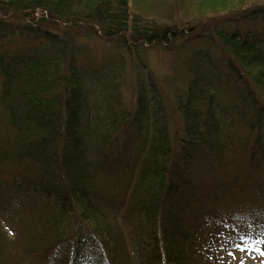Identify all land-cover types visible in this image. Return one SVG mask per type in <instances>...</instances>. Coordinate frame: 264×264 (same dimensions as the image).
<instances>
[{"label": "rangeland", "instance_id": "374dc122", "mask_svg": "<svg viewBox=\"0 0 264 264\" xmlns=\"http://www.w3.org/2000/svg\"><path fill=\"white\" fill-rule=\"evenodd\" d=\"M153 1L137 0L130 8L166 23L161 9H176V4ZM187 10L190 18L176 12L168 24L185 28L191 38L176 41L169 50L132 34L105 40L88 36V30L38 21L40 14L38 22L29 24L0 13V54L7 53L3 65L11 74L5 86L0 78V110L7 117L0 115V139L10 127L15 137L3 158L24 162L36 155L40 166L28 173L22 169L24 162L0 180V230L13 236L22 254L42 251L48 257L43 264H70L72 259L74 264H160L151 247L152 229L156 232L162 222L170 234L167 264H264V232L257 226L248 236L237 235L234 223L220 213L225 191L248 189V202L238 207L229 198L224 209L233 208L228 211L245 219L250 206L255 218H264V107L258 111L264 106V73L257 69L258 104L247 97L237 67L228 65L232 48L222 34L224 28L243 31L246 24L250 28L245 30L264 33V9L198 28L191 18L198 9ZM46 32L55 35V43ZM38 67L40 73H33ZM64 75H70L66 86L56 87L53 78ZM177 106L184 111L176 112ZM128 118L136 139L122 144L131 173L127 191L88 187L112 137ZM181 124L204 142L224 145L227 154L220 157L224 168L215 170L212 164L198 172L191 186L174 184L167 194L172 132ZM73 131L79 153L85 152L76 164L68 161L73 150L64 155L71 142L66 137ZM257 133L260 159L249 162L258 170L239 188L240 169H250L241 166V150ZM229 156L240 169L225 161ZM114 177L107 172L101 181L109 183ZM141 196L156 207L153 219L138 207ZM248 222H243L244 230L250 231Z\"/></svg>", "mask_w": 264, "mask_h": 264}, {"label": "trees", "instance_id": "16d2710c", "mask_svg": "<svg viewBox=\"0 0 264 264\" xmlns=\"http://www.w3.org/2000/svg\"><path fill=\"white\" fill-rule=\"evenodd\" d=\"M136 1L137 0H0V13L7 16H18L29 24L38 21H52L54 24H63L66 27H70L74 31H80V29L88 30V36L105 40H114L117 37H124L132 34L141 38L144 43L149 45L156 44L169 50L174 47L176 41L187 37L191 38L190 33L187 32L185 28L182 30L168 24L170 21L169 19H173L176 12H179V15L184 14V16L189 17L191 15L188 14L189 11L187 9H198L197 14L192 15L193 17H191L193 18V24L198 28L218 18H220V20L224 18L228 20L234 15L242 17L247 13H256L257 11L260 12L264 9V0H166L168 3L176 4L177 8L168 10V8L163 7L161 12H165L163 18L166 23L161 24L155 19L157 17L155 15L145 14L146 16H143L139 13L136 14L135 10L130 8L131 4L136 3ZM155 2L157 3L158 1L154 0L153 3L156 4ZM37 13L41 14L38 21H36ZM203 16L206 18L201 19ZM144 17H151L153 19L151 21L155 22H150L148 20L150 18ZM222 34L224 35V41L229 43L232 48V51L228 56V65H235L237 67V77L243 82L248 90L247 97L259 104L260 98L257 91L258 85L256 81L260 73H264V33L255 40L248 38V34L247 36L242 37L239 32L234 30H229L228 32L222 31ZM45 35L52 42H56L55 35L50 32H46ZM201 37H203V35L196 36V38ZM53 47H57L56 44ZM262 49L263 53L260 56L259 53ZM6 54L5 52L0 54V78L4 79V84H6L11 77V74L5 70V66L3 65V62H6L5 59H8ZM257 69H261L260 73ZM36 72L40 73L39 67L33 70V73ZM246 74H252L254 78H249ZM69 78L70 75H64L61 76V79H53L57 82L55 84L57 85L56 87H61V83H64L62 85L64 87ZM51 88L52 86L48 87V89ZM263 107V105L259 106L258 111L261 112ZM179 108L184 111L183 107L178 106L175 107L174 110L178 112ZM4 112L5 109L1 108L0 115L4 114V119H7L5 116L6 112ZM74 118L73 113L71 114L72 121H74ZM185 130V127H182L181 124V126H177L172 132L170 161L165 170L167 176V194L171 193V188L174 184L183 188L191 186L192 181L199 178L198 172L209 169L212 164H214V168L219 170L221 166L220 157H225L227 154L224 145H217L213 141H206V143L191 135L188 129ZM12 132L13 129L10 127L2 139H0V155L6 148H10L13 145L12 142L14 139L12 137ZM73 133L74 131L67 137V139L73 142L72 145L71 142H68L71 145L69 149L73 150V159H69L68 157L70 164H76L84 154L83 150L79 153L78 148L75 147L74 144L77 141L75 140ZM124 136L129 138L132 137L133 142L135 141L134 129L130 123H125L122 126L110 146V149H114L119 155H121L119 145ZM259 142V136H257L253 139V142L247 149L241 150L250 154L251 161H254V158L257 160L259 157L257 156L258 152H261ZM67 153L68 152L66 151L64 155L67 156ZM122 163L123 161L121 158L120 160H115L114 163H109L107 168L105 167V169H102V172H99V180L90 181L88 186H100V183L104 185V181H101V176H104L107 172L115 176L114 180L110 183L116 182V180L117 183L124 182L126 180L125 175H128V170L124 166L125 164L123 165ZM149 175L152 176L151 173ZM77 176H79L78 172L76 173V177ZM78 183L79 182H77V184ZM246 183L247 181L243 177L240 185H246ZM142 187H145V183L141 185L140 189ZM248 192V189L239 192V195L234 198V200L236 199L238 203L248 202ZM138 207L145 211L146 216H149L152 219L155 217L154 211L156 210V207L144 203L142 196L140 197V201H138ZM248 211L250 212L248 218L244 219V217H239V219L234 220L233 226L236 230L235 232L239 233V230L244 228L245 223L243 224V222L246 221H249L248 224L251 226V231L258 226L261 229L260 231L264 232V222H260L258 218H255L254 214L251 212L250 206H248ZM224 212H226L225 215L229 216L227 211L223 210V213ZM153 230L154 227L152 229L154 243L151 248L153 251L158 252L156 258L160 261V264H167V253L170 249L167 244L170 241L166 238L170 234H166V232H169V228L166 231L165 225H160L157 232H154ZM169 240H171L170 237ZM16 247V240L11 238L8 233L0 230V264H43L47 259V257L40 251H34L28 255H24L20 252V249ZM152 259H154L153 256Z\"/></svg>", "mask_w": 264, "mask_h": 264}, {"label": "bare ground", "instance_id": "6f19581e", "mask_svg": "<svg viewBox=\"0 0 264 264\" xmlns=\"http://www.w3.org/2000/svg\"><path fill=\"white\" fill-rule=\"evenodd\" d=\"M108 117H110V116H108ZM87 141H88V139H87ZM94 141H95V142H97L98 140H97V141H96V140H94Z\"/></svg>", "mask_w": 264, "mask_h": 264}, {"label": "snow or ice", "instance_id": "6c2138e0", "mask_svg": "<svg viewBox=\"0 0 264 264\" xmlns=\"http://www.w3.org/2000/svg\"><path fill=\"white\" fill-rule=\"evenodd\" d=\"M262 255H264V253H261Z\"/></svg>", "mask_w": 264, "mask_h": 264}]
</instances>
